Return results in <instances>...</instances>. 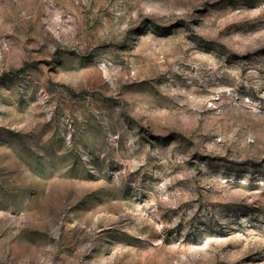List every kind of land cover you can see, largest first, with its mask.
I'll return each mask as SVG.
<instances>
[{"label":"rangeland","instance_id":"rangeland-1","mask_svg":"<svg viewBox=\"0 0 264 264\" xmlns=\"http://www.w3.org/2000/svg\"><path fill=\"white\" fill-rule=\"evenodd\" d=\"M0 264H264V0H0Z\"/></svg>","mask_w":264,"mask_h":264}]
</instances>
